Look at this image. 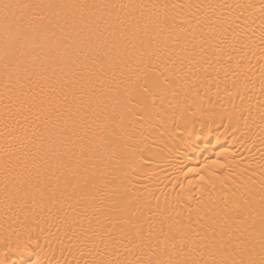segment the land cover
Instances as JSON below:
<instances>
[{"label": "snow or ice", "instance_id": "snow-or-ice-1", "mask_svg": "<svg viewBox=\"0 0 264 264\" xmlns=\"http://www.w3.org/2000/svg\"><path fill=\"white\" fill-rule=\"evenodd\" d=\"M217 7L233 6L51 0L0 4L5 109L22 115L31 128L16 135L17 128L5 121L4 196L22 205L26 222L27 213L35 214L37 208L47 209L52 218L53 208L60 216L65 200L83 204L79 223L83 228L87 221L84 244L91 243L87 252L81 250L91 257L85 264H264V171L259 188L246 177L242 161L218 183L199 175L201 186L195 191L179 184L180 192L171 197L174 203L165 193L171 213L159 208L157 197V211L149 208L151 215L143 219L140 198L126 196L118 170L143 151L138 145L148 148L147 137L138 132L137 113L149 127L154 116L163 123L165 94L171 90L176 99L186 90L188 82L173 79L171 67H183L198 45L200 52L209 47L223 51L220 37L206 38L203 28L213 23L205 10ZM260 12L264 19V3ZM260 38L264 43V30ZM168 106L175 127L196 119L198 110L190 116L182 112L178 122L174 113L179 100ZM259 121L264 145V106ZM212 165L224 168L220 160ZM213 193H231L232 199L225 195L217 203ZM193 217L199 229L192 227ZM21 227L32 231L31 223Z\"/></svg>", "mask_w": 264, "mask_h": 264}, {"label": "bare ground", "instance_id": "bare-ground-1", "mask_svg": "<svg viewBox=\"0 0 264 264\" xmlns=\"http://www.w3.org/2000/svg\"><path fill=\"white\" fill-rule=\"evenodd\" d=\"M4 2L48 3L50 0H0V4ZM51 2L232 5L231 8L217 7L215 10H205L209 19L213 21L212 24L203 26L206 38L207 35L219 36L223 51L216 52L209 47L200 52L198 45L195 55L188 57L193 61L191 65L188 59H185L183 67L179 63L171 67L173 79L178 78L181 83L185 80L188 82L186 90L176 99H173L171 90L165 94L163 107L166 112L162 113L163 123L160 122V117L154 116L152 126L149 127L139 119L140 113H137L138 132L142 131L147 137L148 148L145 149L143 144L138 145L143 151L138 152L129 162L123 161L118 170L123 173V183L127 188L126 196L140 198L143 219L151 215L149 208L157 211V197L159 208L171 213L172 209L165 206V193L168 194L170 203H174L171 197L180 192L179 184L183 183L186 187L188 181L194 179L191 175L185 178L184 173L189 169L201 167L207 160L216 159L219 153H225L237 164L242 161L240 167L247 170L246 177L250 176L259 188L260 172L264 171L260 167L264 162L261 160L264 145L259 140L260 109L264 106V89L261 88V81L264 79L261 71L264 67V43L260 38L264 30L260 7L264 0H51ZM249 4L252 7H247ZM236 5L245 7L237 8ZM160 11L163 12V9ZM210 27L214 29L213 33H209ZM212 42H215L214 39ZM231 44H234V47H231ZM2 47L3 35L0 34V49ZM177 51L181 56L187 55L179 52V49ZM158 70L163 71L162 68ZM3 73V61L0 60V264H85L91 257L81 255V250L87 252L91 248V243L84 244L83 228H87V221L83 222V228L79 223L83 204L77 206L74 199L65 200L60 216H56V208H53L52 218L49 217L47 209L41 211L37 208L35 214L27 213L29 220L26 222V210L22 205L17 206V203L5 199L3 183L5 121L17 128L16 135L22 136L23 128H27L29 132L31 128L22 115L15 114V110L12 113L6 111L5 104L8 101L4 97ZM177 100L179 107H176L174 117L178 122L181 120L182 112L190 116L193 111L198 110L196 119L187 127L183 123L175 127L172 123L173 109L168 105L171 101L175 106ZM155 102L159 108L161 105L159 95ZM188 105L191 107H187ZM16 120H19L18 126ZM141 125L143 126L140 127ZM225 149L228 151L224 152ZM177 160L184 165L183 172L179 174L176 171ZM225 195L229 200L232 199L231 193H213V198L220 203L221 197ZM70 204L72 207H69ZM146 204L148 207H144ZM107 207L105 204V212ZM131 211L135 212V208ZM195 219L193 217L192 227L199 229ZM22 222L31 223L32 231L22 228ZM40 228L44 229L42 234ZM144 228L147 229V224H144ZM49 231L52 235H49ZM18 244L23 246L17 248Z\"/></svg>", "mask_w": 264, "mask_h": 264}, {"label": "clouds", "instance_id": "clouds-1", "mask_svg": "<svg viewBox=\"0 0 264 264\" xmlns=\"http://www.w3.org/2000/svg\"><path fill=\"white\" fill-rule=\"evenodd\" d=\"M214 160H220L224 164V168L222 169H217L212 165L213 160H207L205 163L202 164L201 167L199 168H192L193 171L189 172L188 175H191L194 177L193 184L191 186H186L187 190L194 191V189L198 188L201 186V182H198L195 177H198L199 175H204L207 177L208 180L218 183V181L227 173L235 171L237 163L235 162L234 159H230L228 155L225 153H219L217 154V158ZM184 165L181 163L180 160L176 161V171L177 173H182L183 172ZM215 173V175H213ZM187 175V176H188ZM185 176V178L187 177ZM179 178V177H178ZM204 188H208L209 185L204 184ZM23 246V245H21Z\"/></svg>", "mask_w": 264, "mask_h": 264}]
</instances>
